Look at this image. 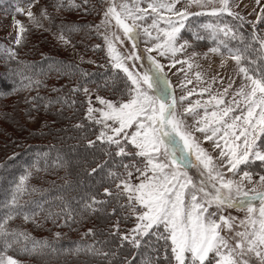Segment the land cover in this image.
<instances>
[{"label":"snow or ice","instance_id":"1","mask_svg":"<svg viewBox=\"0 0 264 264\" xmlns=\"http://www.w3.org/2000/svg\"><path fill=\"white\" fill-rule=\"evenodd\" d=\"M179 2L180 0H171L170 3L151 0L148 8L145 9L140 8V0H136L135 8L124 3L118 10L115 0H112L104 12V20L96 27L99 29L103 24L115 20L116 26L123 30L124 36L132 42V47L135 49L139 40L136 21L145 19L148 9H151L153 13H158L151 25L158 31L156 36L158 42L153 48L145 49V51L160 50L162 56L169 52L174 54L184 48V45L176 46L180 31L185 26L184 21L189 15L203 14L202 12L188 13L186 9L174 11L175 5ZM187 2L189 5L204 8L216 0H187ZM84 3H88V0H84ZM219 3L221 5L219 8L211 9V15L227 13L239 20L244 19L230 10L229 0H219ZM62 6H64V0H58L57 7ZM69 6L79 7L74 4V0H69ZM161 9L171 12L176 19H165L159 15ZM15 11L23 14L24 9L17 7ZM41 14L48 15L46 9L42 10ZM27 16L34 27H41L36 23L31 11L27 13ZM129 19L132 20L131 24L127 22ZM161 19L165 20L166 28H159L158 21ZM15 23L19 26L15 44L19 45L26 29L20 21ZM60 27L59 38L69 43L63 32H73L78 29L74 26L61 25ZM221 31L225 36L231 34L234 39L237 38V33L227 25ZM144 33L152 37V32L148 28H144ZM159 34H162V37ZM104 39L107 41L108 53L115 68L122 69L126 74V80L130 81V84L125 83V89L121 93L122 97L128 98L114 103L97 97L100 104L105 107L96 109L91 106V97H88V119L100 124L102 130L96 140H88L87 143L88 146L94 147L99 141L102 152L110 158L113 156L121 158L114 166L124 171L117 172L108 168L106 178L113 184L114 190L105 188L104 193L111 199L97 200L94 196H90L83 203L78 215L83 218L84 214L104 212V207L98 208L96 205L105 206L115 201L116 207L111 209V214L114 215L119 210L123 219L127 220L134 216L137 223L128 234H120L119 221H117L110 234L120 235L121 246L124 242H129L135 248H140L143 238L150 234L156 238L157 242L163 240L165 251L162 258L167 264H250V261H254V264H264V191H259L255 187L245 189L243 181H251L253 177V174L248 171L242 173L240 182L226 179L224 173L216 168L213 158L200 147L192 132L187 130L183 119L184 114L199 116V119L195 121L196 131L203 133L205 140L213 141L215 148L221 149L220 157L226 158V165L221 167L226 166L227 171L233 172L234 175L239 171L240 165H248L250 159L264 162V150H262L264 146V39L253 34L252 39L244 43L242 49H227L231 59L236 62L238 73L244 80L233 94L230 103L226 104L223 98L228 93L227 88L223 93L213 94L209 85L200 89L201 95L205 92L209 93V100L204 104L197 100L194 105L190 104L186 107L183 114L177 113L176 97L171 93L169 81L163 77V66L158 61L149 57L152 64L143 74L131 71L123 61L125 59L135 61L141 57L133 52L128 57L122 58L114 46V41L119 40L115 34L112 39L107 36ZM239 39L243 43L245 38L240 35ZM256 44L258 47H254ZM211 51L217 52L219 49L213 48ZM250 51L259 53V62L246 55ZM8 55L12 59L16 53L9 49ZM175 63L183 62L174 61L173 66ZM188 66L191 68L190 63ZM196 77L200 79V73H196ZM212 82L215 83V78ZM188 83L192 81L188 80ZM231 86L229 84V88ZM153 88H155V94H150ZM81 90L87 96V88L73 89V91ZM191 95L193 92L189 91L188 96ZM179 99L184 101L187 97L181 96ZM48 103L51 104L53 101ZM207 105H212L211 111ZM35 106L33 104V107ZM198 109L203 110V115L199 114ZM237 111L239 114H235ZM74 127L82 128L83 125L77 124ZM132 128L134 131L129 133L127 130ZM113 145L114 152L109 150ZM129 146L132 147V151H126ZM193 154L199 161L198 167H200L199 179L196 181L188 175L186 170V163ZM136 157L141 158L139 164ZM126 158H129L128 163L124 162ZM106 164L107 161L98 164L96 168L91 169V173H96L98 170L104 171ZM133 172L139 173L141 179L138 184L131 183ZM31 174L28 172L21 176L20 182L16 185V191L11 199L14 214L10 213L0 221V264H20L12 256L6 255L14 245L28 254H37L38 249L50 246L46 241L32 239L26 232L9 231L5 227L17 215H23L25 220L31 219L36 223L37 212L23 214L21 211H16L22 208L16 194L27 191L25 182ZM259 184L264 185V175L259 176ZM32 190L36 191L35 188ZM59 199L63 201V197ZM238 206L246 207L247 216L239 222L244 230L235 233L239 239L235 245H232L222 235V226L229 231L233 230L235 218L225 216L223 212L226 208ZM37 208L40 211L44 210L39 204ZM125 208L129 210L127 215L124 214ZM61 215L66 217L64 220L66 225L70 226L69 222H77L70 205L67 204L60 213L49 212L45 218L59 219ZM89 234H93L92 229L84 235ZM60 235L56 233L57 237ZM29 244H31L30 247ZM152 250L157 251L154 248ZM74 251L77 254L91 252L94 255H109L94 251V245L77 246ZM111 256L115 257L116 252H112ZM159 259L158 256H152L144 264H153Z\"/></svg>","mask_w":264,"mask_h":264},{"label":"trees","instance_id":"2","mask_svg":"<svg viewBox=\"0 0 264 264\" xmlns=\"http://www.w3.org/2000/svg\"><path fill=\"white\" fill-rule=\"evenodd\" d=\"M32 1L0 0V13H17L15 9L21 3ZM42 1L57 28L64 25L78 29L63 33L80 51L85 50V54L92 56L83 60L68 57L47 29L26 22L19 45L0 35V221L10 213L14 214L11 199L16 185L21 176L31 172L25 182L27 191L16 194L22 206L16 211L23 214L37 212L36 223L17 215L5 227L9 231L26 232L32 239L46 241L50 245L38 249L37 254L24 253L14 245L8 253L19 258L20 264H109L110 260L111 264H144L152 256L160 257L153 264H167L162 258L165 251L163 240L157 242L150 234L143 238L140 248H135L129 242L121 246L120 235L110 234L117 221L120 234H128L136 220L134 216L123 219L119 210L112 215L115 201L105 206L96 205L104 207V212L84 214L83 218L78 215L90 196L97 200L111 199L104 193L105 188L114 190L113 184L106 178L108 168L117 172L124 170L114 166L121 158H110L102 152L99 141L94 147L88 146V140H96L102 126L88 119L85 93L73 89H83L89 84L103 95L120 96L128 81L123 72L111 68L101 46V38L95 32L94 19L98 13L94 7L101 4V0H88L86 4L84 0H74L79 7L69 6V0H64V6L59 8L58 0ZM190 20L192 23L189 24L199 22L200 25L193 36L195 42L217 43L223 51L242 49L253 34L264 39V18L257 22L239 20L228 14H201ZM225 25L237 33V38L234 39L231 34L224 35L221 30ZM221 26L223 28L219 29ZM240 35L245 38L243 43ZM91 41L97 43L91 44ZM9 49L16 53L12 59L8 55ZM246 55L259 62L257 51ZM118 86L119 91L115 89ZM49 101L53 103L49 104ZM33 104L36 106L33 107ZM35 114H42L44 121L37 130H31L25 123V117ZM77 124L83 127H74ZM109 150L114 152L115 146ZM132 150L131 146L126 149ZM140 160L136 157L138 164ZM105 161L104 171L91 173V169ZM124 162L128 163L129 158ZM139 177V173L133 172L131 179ZM38 204L42 205L43 211L37 208ZM66 204L70 205L77 222L66 225L63 215L59 219L45 218L49 212L60 213ZM128 211L125 208L124 214L127 215ZM89 229L93 230V234L84 235ZM56 233L61 235L57 237ZM88 245H94V251L109 255L77 254L74 251L77 246ZM153 248L157 251L153 252ZM112 252H116L115 257L111 256Z\"/></svg>","mask_w":264,"mask_h":264},{"label":"rangeland","instance_id":"3","mask_svg":"<svg viewBox=\"0 0 264 264\" xmlns=\"http://www.w3.org/2000/svg\"><path fill=\"white\" fill-rule=\"evenodd\" d=\"M151 0H140L139 7L140 8H148V3ZM163 3H170L171 0H161ZM112 0H101V4L94 7L95 11L98 13L97 17L94 19L97 25H101V22L104 20V12L110 6ZM124 3H128L130 6L135 8L136 0H115V4L117 9L119 10L120 6ZM31 5V6H30ZM46 4L42 0H33L32 2H23L19 7L24 9L23 14L18 15L17 13L7 11L0 13V35L11 42L15 43L17 39V35L19 33V26L15 23L16 21H20L21 24L25 27L26 23L31 24L33 26L32 21L29 20L27 13L31 11L34 14L35 21L39 25L40 28L47 29L51 36L56 40V45L59 46L66 55L70 58H76L79 60H83L86 58H90L92 54H85V50L83 52L80 51L74 44L73 41L69 40L67 36L63 33L66 40L70 41L69 43H65V40L60 39L61 36V28H57L51 21V17L49 12L46 9ZM221 5L219 0L212 4H208L206 7L201 8L198 5H189L187 0H180L179 3L175 5L174 11H180L186 9L188 13H203L205 15H211L212 8H219ZM229 8L232 12L238 13L240 16L244 18V20H253L260 21L264 18V13H262V9H264V0H229ZM47 11L48 15H42V10ZM227 13L218 14L225 15ZM158 13H153L151 9H148V15L143 20H137L136 25L139 30V40L137 42V47L134 49L132 47V42L127 39L123 34V30L116 26L115 20H112L111 23L103 24L99 29L95 32L99 34L101 38V46L104 48L106 53V58L109 61L111 68H115L112 58L108 53L107 41L104 39L105 36L110 39L113 38V34L119 37V40L114 41V46L117 52L120 54L122 58L128 57L131 53L135 52L141 59L131 60L125 59L123 62L129 70L134 72H140L143 74L144 71H147L148 67L152 64V61L149 57H153L156 61H158L162 67L163 77L169 81L170 91L176 97L177 104L176 109L178 114H183L184 109L188 107L190 104L194 105L197 100L204 104L209 100V93L205 92L201 95L200 89L208 87L211 85V92L213 94H220L224 92V89H228V93L223 98L225 99V103H230L233 94L240 87L244 80L241 75L238 73L236 62L231 59L227 50L223 51L217 43L208 44L206 41L195 42L194 37L199 31L197 28L200 27L199 22L193 24L191 22V17H199V15H189L187 19L184 21V28L181 29L180 34L176 41V46L184 45L182 51H178L176 53H167L165 55H160V50H154L151 52H146L145 49L153 48L154 44L158 41L156 40V36L158 35V31L155 28H152V21L157 17ZM159 15H162L165 19L171 18L176 19V17L171 13L164 9L160 10ZM229 15V14H228ZM231 16V15H230ZM236 18L235 16H232ZM259 17V19H258ZM129 24L132 23V20L129 19L127 21ZM159 28H166L167 24L164 19L158 21ZM216 27V26H215ZM144 28H148L150 32H152V37H148L144 33ZM223 26L219 27L222 29ZM219 31L218 29H216ZM162 37V34H159ZM200 39V38H199ZM122 41V43L120 42ZM187 42V43H185ZM97 43L96 41H91V44ZM218 48L219 51L213 52L211 49ZM232 49V48H230ZM195 54V55H194ZM174 61H182L183 63H175ZM189 63L191 64V68H189ZM123 72L122 69H117ZM124 73V72H123ZM196 73H200V79H197ZM125 74V73H124ZM126 75V74H125ZM213 78H215V83H213ZM188 80H191L192 83H188ZM130 84V81L127 82ZM229 84L232 86L229 88ZM146 87V86H145ZM85 88L88 89V94L86 98L91 97V106L96 109L104 108L105 106L100 104L97 97H101L105 100H110L114 103L118 102L121 99H127V96H120L113 94L110 96H106L98 92L94 86L87 84ZM116 87L115 89H118ZM125 89V88H124ZM124 89H122L124 91ZM119 91V89H118ZM192 91L193 95L188 96V92ZM150 94H155V88L150 91ZM181 96H186L187 99L184 101H180ZM239 99V97H237ZM214 104V102H213ZM243 107V105H241ZM89 107V104H88ZM209 110H212V105H207ZM200 115H203V110H197ZM235 114H239L237 111ZM95 115V113H94ZM231 115V114H230ZM31 117V118H30ZM26 125L31 128V130H37L41 127L42 121H44V117L42 114L35 115H27L25 117ZM184 122L187 126V130L192 132L195 137L196 142L199 143L200 147L205 149L207 154L213 158V163L216 168L224 173L226 179H233L237 182L241 181L242 173L244 171H248L253 174L252 180H244L243 183L245 185V189L257 188L259 191H264V185L259 184V176L264 175V162L258 160H251L248 165H240L239 171L234 175L233 172L227 171V167H221V165H226V158L220 157L221 149L215 148L214 142L205 140L204 134L196 131L197 124L195 121L199 119V116L192 115H183ZM227 119V118H226ZM109 123H111L109 121ZM129 133L134 131V128L127 130ZM110 134V133H109ZM215 139V138H214ZM222 143V142H221ZM226 150V149H225ZM262 150H264V146H262ZM163 159V158H161ZM199 161L196 160L195 154H193L189 158V162L186 163V170L188 175L193 178L194 181L199 179V171L200 167H198ZM202 167V166H201ZM139 178L131 179V183L138 184L140 182ZM258 206V203H257ZM211 210V209H210ZM223 215L230 216L234 219V227L233 230L229 231L227 228L222 226V235H224L230 242V244L235 245L236 241L239 239L235 235L237 231H243L244 228L240 225V221L244 220L247 216L246 207H233L226 208L223 212ZM218 218V217H217ZM137 221L135 220L134 227ZM6 255H10L8 252ZM12 256L14 259L19 261V258ZM250 264H254V261H250Z\"/></svg>","mask_w":264,"mask_h":264}]
</instances>
